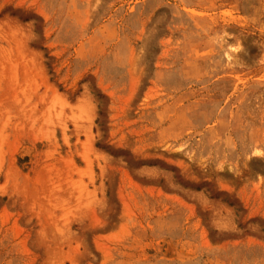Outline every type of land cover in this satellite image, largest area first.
<instances>
[{
	"label": "rangeland",
	"instance_id": "rangeland-1",
	"mask_svg": "<svg viewBox=\"0 0 264 264\" xmlns=\"http://www.w3.org/2000/svg\"><path fill=\"white\" fill-rule=\"evenodd\" d=\"M0 264H264V0H0Z\"/></svg>",
	"mask_w": 264,
	"mask_h": 264
},
{
	"label": "bare ground",
	"instance_id": "bare-ground-1",
	"mask_svg": "<svg viewBox=\"0 0 264 264\" xmlns=\"http://www.w3.org/2000/svg\"><path fill=\"white\" fill-rule=\"evenodd\" d=\"M178 255V254H177ZM179 256V255H178ZM183 258V257H182Z\"/></svg>",
	"mask_w": 264,
	"mask_h": 264
}]
</instances>
